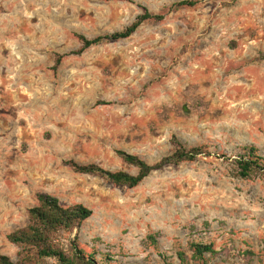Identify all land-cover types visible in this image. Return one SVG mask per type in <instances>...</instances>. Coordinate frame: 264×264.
<instances>
[{"label": "rangeland", "instance_id": "1", "mask_svg": "<svg viewBox=\"0 0 264 264\" xmlns=\"http://www.w3.org/2000/svg\"><path fill=\"white\" fill-rule=\"evenodd\" d=\"M178 1L0 0V254L19 264L8 234L48 193L93 210L78 242L114 264H264V176L233 162L246 145L264 156V0ZM142 7L166 17L78 53V34L123 30ZM174 137L207 152L135 188L68 164L137 174L117 150L154 164ZM193 242L219 253L195 259Z\"/></svg>", "mask_w": 264, "mask_h": 264}, {"label": "trees", "instance_id": "2", "mask_svg": "<svg viewBox=\"0 0 264 264\" xmlns=\"http://www.w3.org/2000/svg\"><path fill=\"white\" fill-rule=\"evenodd\" d=\"M198 3V0H181L174 3L171 9L191 8ZM142 9L143 12L136 17L134 22L123 30L93 38L78 34L82 44L78 53H83L87 49L105 42L130 38L145 22H160L166 17L165 14L153 13L147 7H142ZM63 57L58 55L56 58L55 70L61 64ZM173 142L176 146L174 153L163 157L154 164L149 163L139 155L117 150L125 162L138 169L137 174L126 171L113 172L95 163L81 164L70 160L68 164L78 173L98 175L118 185L135 188L141 185L153 172L168 165L196 161L200 155L207 152L204 146L188 148L177 137H174ZM233 162L237 175L244 179L264 176V156L260 154V149L257 146L246 145L241 147V152ZM28 215V223L25 226L8 234V240L20 249L18 253L19 264H47L48 259L55 260L56 264H114L110 254H101L97 251L88 253L78 242V235L83 224L93 215V210L86 205L77 203L64 206L58 197L48 193H40L37 197V204L29 209ZM74 232L77 234L72 239L71 235ZM191 249L195 259H203L205 254L216 255L219 253L212 243L193 242ZM248 253L254 254L253 251L246 250V254ZM99 254H101L100 260L98 259ZM179 255L182 261L187 263L185 252H180ZM0 264L17 263L9 256L0 254Z\"/></svg>", "mask_w": 264, "mask_h": 264}]
</instances>
